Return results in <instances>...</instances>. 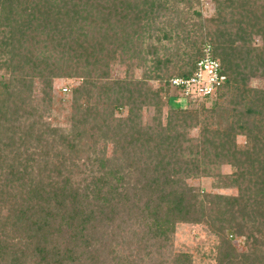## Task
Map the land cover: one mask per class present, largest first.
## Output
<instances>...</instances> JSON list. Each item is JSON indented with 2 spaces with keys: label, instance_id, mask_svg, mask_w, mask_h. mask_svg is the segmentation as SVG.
I'll use <instances>...</instances> for the list:
<instances>
[{
  "label": "trees",
  "instance_id": "1",
  "mask_svg": "<svg viewBox=\"0 0 264 264\" xmlns=\"http://www.w3.org/2000/svg\"><path fill=\"white\" fill-rule=\"evenodd\" d=\"M198 2L0 0V264H194L178 223L217 238L213 264H264V3L212 0L203 18ZM207 44L227 79L185 96L172 79ZM203 176L236 193L188 182Z\"/></svg>",
  "mask_w": 264,
  "mask_h": 264
},
{
  "label": "rangeland",
  "instance_id": "2",
  "mask_svg": "<svg viewBox=\"0 0 264 264\" xmlns=\"http://www.w3.org/2000/svg\"><path fill=\"white\" fill-rule=\"evenodd\" d=\"M264 3V0H261ZM195 8L201 11L203 18H208L214 13V3L212 0H199L195 4ZM185 15H190L185 14ZM257 42V40H256ZM169 51L175 48L174 42L166 43ZM189 52L186 47H182ZM193 51V50H191ZM186 59V57L184 58ZM111 74L123 75V65H112ZM141 72L137 71L136 76H140ZM82 79L80 77L70 78H58L53 82V102L48 112L47 120L52 123L66 124V119L70 113V98L71 89L80 84ZM251 84L255 87H264V81L261 79H252ZM184 102V101H183ZM182 103V102H181ZM145 117H147L146 111H144ZM196 133V132H195ZM238 142H244V137L239 136ZM230 171L228 165L221 167L222 173ZM191 185L198 186L207 192L211 193H223V194H235L234 188H220L216 186V180L210 176H203L198 178H191L188 180ZM217 242V238L211 235L207 229L201 225H193L189 223H178L176 225V232L174 236V249L178 252H187L192 255L194 264H213L214 248ZM244 238L238 237L234 241L239 250H243Z\"/></svg>",
  "mask_w": 264,
  "mask_h": 264
},
{
  "label": "built area",
  "instance_id": "3",
  "mask_svg": "<svg viewBox=\"0 0 264 264\" xmlns=\"http://www.w3.org/2000/svg\"><path fill=\"white\" fill-rule=\"evenodd\" d=\"M204 52L190 76L172 79V84L180 87L185 96L198 99L213 97L227 79L220 61L211 55V46L207 44Z\"/></svg>",
  "mask_w": 264,
  "mask_h": 264
}]
</instances>
